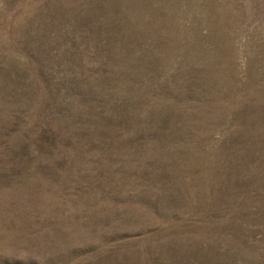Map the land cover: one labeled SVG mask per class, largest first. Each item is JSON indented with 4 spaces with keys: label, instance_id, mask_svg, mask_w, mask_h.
I'll return each instance as SVG.
<instances>
[{
    "label": "rangeland",
    "instance_id": "rangeland-1",
    "mask_svg": "<svg viewBox=\"0 0 264 264\" xmlns=\"http://www.w3.org/2000/svg\"><path fill=\"white\" fill-rule=\"evenodd\" d=\"M0 264H264V0H0Z\"/></svg>",
    "mask_w": 264,
    "mask_h": 264
}]
</instances>
